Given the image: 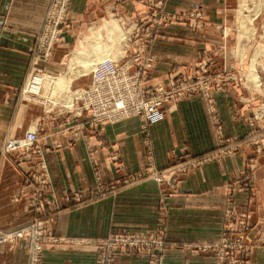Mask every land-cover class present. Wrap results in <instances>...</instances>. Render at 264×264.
<instances>
[{"label": "crops", "instance_id": "1", "mask_svg": "<svg viewBox=\"0 0 264 264\" xmlns=\"http://www.w3.org/2000/svg\"><path fill=\"white\" fill-rule=\"evenodd\" d=\"M49 2L0 0V231L19 228L32 220L34 214L29 204L39 184H28L26 178L40 169L36 167L40 158L21 160L17 165L13 163L17 155L4 156L1 145L6 137L23 136L39 125L41 158L49 169L50 186L45 197L67 207L64 213L48 221L50 234L59 237L60 242L47 245L44 264H95L97 252L88 243L91 239L117 231L153 228L159 221L158 208H165L168 214L167 237L171 242L163 264H215L208 255L184 248L182 242L195 246L218 236L224 207L223 185L229 177L244 171L249 156L241 154V149L224 160L201 163L193 170L177 173L172 183L153 178L160 173L169 177L166 169L175 163L176 157L197 155L215 145L217 130L211 121V104L201 93L170 102L149 127V137L142 132L138 117L100 125L92 123L87 115L75 116L74 110L61 113L63 109L58 106L47 112L41 103L18 101V90L30 73L36 35ZM206 2L210 7L206 8L208 12L205 10L203 29H193L186 23L160 25L162 30L159 29L151 47L155 67L145 84L169 86L179 77L202 74L205 69L225 78V89L212 88L211 102L220 111L225 135L240 139L254 124L246 123L249 105L245 104L250 95L247 77L251 61L237 55V48L248 43L233 38L230 1L166 0V8L176 9L171 7L175 3L183 5L177 9L184 11L186 5ZM112 8L129 11L127 14L151 10L138 0H72L68 13L70 28L56 46L52 59L40 61L39 65L55 75L61 73L60 66L74 36L89 37L93 24ZM88 79L79 77L74 82L85 86ZM67 99L68 95H63L62 101ZM148 149L153 164L148 162ZM263 166H259L257 174ZM96 187L104 192L89 199ZM76 192L88 199L75 204ZM27 262L24 244H0V264ZM118 264H144V257L138 252H121Z\"/></svg>", "mask_w": 264, "mask_h": 264}, {"label": "rangeland", "instance_id": "2", "mask_svg": "<svg viewBox=\"0 0 264 264\" xmlns=\"http://www.w3.org/2000/svg\"><path fill=\"white\" fill-rule=\"evenodd\" d=\"M138 1L144 5H147L149 8H151V10L145 11L143 13L134 11L130 12V14H127L126 12L129 13V11L123 12L114 8L109 9V13L105 17L100 19L99 22L93 24V29L88 33L89 37L78 38V35L74 36L71 42L69 53L64 60V64L60 66L61 73L56 74V77L64 76L65 79H71V82H65L67 87H65L64 84L63 87H58V89L61 88L59 90H74L76 87H78V85L75 84L74 79H78L79 77H85L86 79L90 78L92 66L89 65V61L91 58L93 59L94 57V59L100 60L101 56L106 53H111L115 56L122 55L131 42L130 39L132 36L133 53L136 51L133 56L140 54V51H143L144 49L142 48L143 46L141 44L142 41L140 37L137 36L138 31L135 28L145 30L146 27L144 23L149 25L150 29H152L148 33L151 34L152 38L150 43L147 44V50L149 54L155 58V55L151 51V47L154 41L157 39L156 36L159 34V29H161L160 27L162 25L165 27L167 25L176 23H186L187 25H190L191 28L193 27V29H203L205 25V17L208 12L207 9L210 7L207 2L205 5L191 4L192 6H184L185 8L183 11L177 9L183 5L180 6L172 3L171 7H175L176 9L169 11L166 8V0ZM229 1L231 6L229 11V23L234 29L233 38L238 39L240 42L248 43L247 46L237 48V55L247 56L251 61V70L247 77L250 95L246 98L247 102H245V104L249 105L246 123H254L253 128H251L243 138L234 139L227 137L223 131L220 111L217 106L215 108L213 105L215 110L211 109V121L214 123L217 130L215 145L211 149L197 155L188 154L185 156L176 157L175 163H172L173 165L166 169L167 172L170 173L169 177H164V174L160 173L156 174L155 177L153 176V178L159 180L160 182L169 181L172 183L173 180H175L177 173L187 172L191 169L193 170L204 162L224 160L242 149L240 151L241 154L244 152L249 156V159L245 160L246 165H244V171L241 172L242 174L240 173L238 176L229 177L223 185L224 207L218 236L207 241L197 242L195 246L189 245L188 242H182V246L191 251L198 250L201 254L208 255L213 259L215 264H264V166L260 171V175L259 173L257 174V169L259 168L260 170L261 168L259 166L264 164V0ZM241 7V13H243L242 15L249 16L253 19L252 22H249V26L247 28L248 30H246L245 34L241 33L243 32V29L239 23V9ZM198 11L202 13V17L197 15ZM105 20H114L118 26L117 29H114L113 31L107 30L105 28ZM129 22H133V25ZM136 24H138L137 27L135 26ZM98 26L101 27L98 28ZM120 28L125 32L124 37L119 36ZM97 29H99V31ZM81 41L84 43V46L77 49V45ZM143 53H145V51H143ZM203 71L204 70H202L201 73H203ZM205 74L208 77V80H212V85L210 88L214 87L216 90L225 89V78L211 75L206 69ZM183 78L192 81L197 80L195 73L188 76L186 75ZM26 81L18 90V101L35 103V101L30 100L28 97L23 95ZM174 82L176 81H171L169 87H171ZM44 87L46 89L47 86ZM49 91L50 89L47 90V92ZM258 91H260L261 94H257ZM200 93L205 96L202 92ZM188 97L189 96H185L184 98ZM256 123H259V125L256 126ZM141 130L145 136L149 137V128L145 129L143 127ZM7 138L9 137H6V139ZM2 146L3 144L1 145V153ZM150 151L151 150L149 149L147 150L148 162L153 164L154 160L150 158ZM21 162L22 161L19 160V158L13 160V163L17 165H20ZM35 177H37V175L34 177L32 176L31 178H26V181L28 180L26 183L29 184L32 181H36V183H38ZM46 180V182H49L48 178ZM39 186L40 185L37 186V189H39ZM49 186L50 184H45L41 189L42 201L44 208L47 211L45 215L47 225L48 221L54 220L57 215H61V213H64V210L67 209L66 206L59 205L57 200L48 199L45 197L44 192L49 189ZM36 192L37 191L35 190L30 203L35 197ZM102 193V190L96 187L91 193L92 195L90 194L89 199L96 198ZM74 197L77 199L75 204H82L88 199L79 192L74 193ZM50 208L53 209L51 214L48 212ZM165 211V208H158L159 221L155 227L134 233L166 235L167 240H169L167 237L168 228L166 224L168 214ZM31 222L32 220L29 223ZM52 236L55 237L57 241L49 243V245L60 242L59 237L55 235ZM75 240L77 242L84 243L82 239ZM94 240L96 239H91L88 243H92L91 245L95 246ZM20 243L25 245V243L20 240L15 244L18 245ZM46 248L48 249V247ZM47 249H45V252Z\"/></svg>", "mask_w": 264, "mask_h": 264}, {"label": "built area", "instance_id": "3", "mask_svg": "<svg viewBox=\"0 0 264 264\" xmlns=\"http://www.w3.org/2000/svg\"><path fill=\"white\" fill-rule=\"evenodd\" d=\"M72 0H50L43 21V25L36 35L34 45L35 56L27 77L23 95L36 103H41L47 112L56 107H62V112L74 110L75 116L87 115L92 123L103 125L105 123H118L122 120L138 117L142 126L149 128L161 116V111L170 102L202 92L214 109L212 98V80H208L205 70L196 75L197 80L186 78L176 79L171 87L157 84L148 87L145 80L155 67V58L149 54L147 44L151 41L152 29L144 23L145 30L135 28L137 36L141 39L143 51L133 56V36L127 49L120 56L111 53L103 57L92 66L90 81L85 86H78L74 90H59L51 87L45 90L46 81L52 80L56 75L39 65L40 61H50L56 46L61 42L63 35L70 28L68 13ZM197 15L202 17L200 11ZM133 25V22H129ZM136 27L138 24L135 25ZM133 35V34H132ZM148 40H147V39ZM129 48V49H128ZM130 51V52H129ZM143 53V54H142ZM142 54V55H141ZM66 89V88H65ZM63 95H68L67 101H62ZM39 125L25 132L23 136L9 137L2 146V154L17 155L19 160L36 162L39 171L32 176L39 183V189L29 204L33 211L32 222L12 231H0V244H11L23 241L28 248L27 264H44V252L49 243L57 239L50 235L45 215L47 213L42 201L41 189L49 177V169L42 160L43 149L39 144ZM96 165V164H95ZM37 172V173H36ZM99 175V172L96 171ZM28 181V180H27ZM101 185V183H99ZM102 192L104 190L102 189ZM52 208L49 209L51 214ZM96 249L95 264H118L120 253H141L144 264H163L165 253L170 245L166 235L148 233H134L131 231L112 232L104 238L94 240Z\"/></svg>", "mask_w": 264, "mask_h": 264}, {"label": "bare ground", "instance_id": "4", "mask_svg": "<svg viewBox=\"0 0 264 264\" xmlns=\"http://www.w3.org/2000/svg\"><path fill=\"white\" fill-rule=\"evenodd\" d=\"M241 10H242V7L239 9V11H240V15H239V23L241 24L240 26H241V28L243 29V32H241V33H243V34H245L246 33V30H248L247 28H248V24H249V22H252L253 21V19L252 18H250L249 16H245V15H242L243 13H241ZM126 26V25H125ZM101 26H98V28H100ZM117 25H116V22L114 21V20H110V21H108V20H105V28L107 29V30H110V31H113L114 29H117ZM103 28H104V26H103ZM124 28V27H123ZM119 29V28H118ZM98 31H99V29H97ZM119 36L120 37H124L125 36V32H124V30H121V28H120V31H119ZM81 40H83V39H81ZM78 48L77 49H79V48H82L83 46H84V43L81 41L78 45ZM245 46V44H242L241 45V48L242 47H244ZM106 48V47H105ZM83 50V49H82ZM78 51V50H77ZM81 52V51H80ZM79 52V53H80ZM107 54V53H106ZM106 54H104V55H106ZM89 56H90V54H89ZM103 56V55H102ZM102 56H101V58H102ZM257 56V55H256ZM80 58V57H79ZM90 58V57H89ZM85 60V59H84ZM90 60V59H89ZM99 59H94V57H93V59L91 58V60L89 61V65H91V66H94L96 63H97V61H98ZM253 67H254V65H253ZM90 70V69H89ZM88 71V70H87ZM65 82L66 83H70L71 82V79H65L64 78V76L63 77H56V78H54L53 80L51 79V78H49L47 81H46V83H45V86H47V87H49V88H47L46 87V89H51L50 87H63V85L65 84ZM65 87H67L66 86V84H65ZM45 89V90H46Z\"/></svg>", "mask_w": 264, "mask_h": 264}]
</instances>
